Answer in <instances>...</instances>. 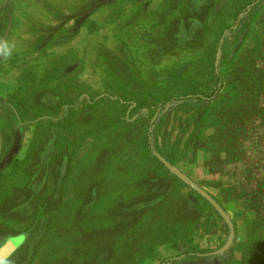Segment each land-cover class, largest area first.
Wrapping results in <instances>:
<instances>
[{
  "label": "rangeland",
  "instance_id": "obj_1",
  "mask_svg": "<svg viewBox=\"0 0 264 264\" xmlns=\"http://www.w3.org/2000/svg\"><path fill=\"white\" fill-rule=\"evenodd\" d=\"M24 1L32 40L7 61L0 50V248L27 239L4 264H161L220 249L228 226L155 153L237 232L226 254L175 264L256 253L264 264V1ZM218 72L213 101L169 106L148 140L159 107L212 93Z\"/></svg>",
  "mask_w": 264,
  "mask_h": 264
},
{
  "label": "crops",
  "instance_id": "obj_2",
  "mask_svg": "<svg viewBox=\"0 0 264 264\" xmlns=\"http://www.w3.org/2000/svg\"><path fill=\"white\" fill-rule=\"evenodd\" d=\"M92 0L90 3H93ZM29 2H25L24 0H13V2L5 1L0 3V41L2 45L0 46V50L6 53V58L4 61L8 59V53L12 52V50H24V47L16 49L17 46L21 44H28L30 40H32L30 29V34L27 29L30 27V19L29 16H32L34 13V9L29 7ZM94 15V7L92 6L89 11L84 13V18L88 19ZM78 18V17H77ZM46 11H44L42 24L40 23L39 26H46ZM32 21H34L32 19ZM78 24L76 25V27ZM39 34V33H38ZM43 34V33H42ZM39 34L37 38L33 41L40 43L41 42V35ZM28 38L26 41H21L20 37ZM46 41L42 42V46L44 47ZM7 66V65H6ZM209 256V255H206ZM202 259V258H201Z\"/></svg>",
  "mask_w": 264,
  "mask_h": 264
},
{
  "label": "water",
  "instance_id": "obj_3",
  "mask_svg": "<svg viewBox=\"0 0 264 264\" xmlns=\"http://www.w3.org/2000/svg\"><path fill=\"white\" fill-rule=\"evenodd\" d=\"M223 40H221V43ZM222 56V48L219 47L217 57H216V66L218 67L220 64V59ZM157 159L168 169V171L177 177L180 181H182L186 186L197 192L203 199H205L212 208L219 214L225 224L229 229V236L226 243L217 251L212 252L209 256H222L229 252L232 248L235 238H236V230L234 223L230 217V215L226 212V210L202 187H200L197 183H195L192 179H190L186 174H184L178 167L169 163L164 157L155 153ZM27 239V235H20L17 237L9 238L6 243L0 248V264H4L7 262L25 243Z\"/></svg>",
  "mask_w": 264,
  "mask_h": 264
},
{
  "label": "trees",
  "instance_id": "obj_4",
  "mask_svg": "<svg viewBox=\"0 0 264 264\" xmlns=\"http://www.w3.org/2000/svg\"><path fill=\"white\" fill-rule=\"evenodd\" d=\"M263 1L264 0H257L256 4L258 2H263ZM216 80H217V82H216L215 90L210 94H206V95L194 94V95H189V96L172 97L167 102H165L161 107H159L158 113L154 115L152 123L148 128V140L151 141L152 125H153L154 121L156 120V118L158 117V114L162 113L169 106L176 104V103H183V102H187V101H195V102H211V101H213L219 95V93L221 91L222 76L219 72L216 73ZM22 139H23V131L21 129H19L17 132V135H16L14 146H13L12 151H11L10 159L14 158L15 155L21 151ZM262 239H264V237ZM205 256H206V252L201 251V250L200 251H198V250L197 251H186L180 255L164 259L161 264H175V263L180 262V261L185 260V259H191V258L201 259V258H204ZM253 256H254V263L259 264L260 261L258 259V257H259L258 253L254 254Z\"/></svg>",
  "mask_w": 264,
  "mask_h": 264
}]
</instances>
